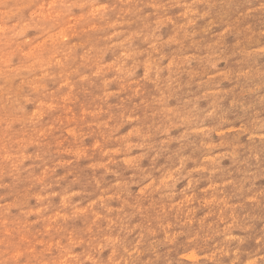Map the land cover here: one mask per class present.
<instances>
[{
  "label": "rangeland",
  "instance_id": "1",
  "mask_svg": "<svg viewBox=\"0 0 264 264\" xmlns=\"http://www.w3.org/2000/svg\"><path fill=\"white\" fill-rule=\"evenodd\" d=\"M0 264H264V0H0Z\"/></svg>",
  "mask_w": 264,
  "mask_h": 264
},
{
  "label": "bare ground",
  "instance_id": "2",
  "mask_svg": "<svg viewBox=\"0 0 264 264\" xmlns=\"http://www.w3.org/2000/svg\"><path fill=\"white\" fill-rule=\"evenodd\" d=\"M192 1V0H191ZM248 4V3H247ZM104 6V5H103ZM188 11V10H187ZM223 32V31H222ZM115 33V32H114ZM229 35V34H228ZM231 42V41H230ZM215 44V43H214ZM155 48V47H154ZM77 50V49H76ZM129 54V53H128ZM154 60V59H153ZM72 68V67H71ZM83 99V98H82Z\"/></svg>",
  "mask_w": 264,
  "mask_h": 264
}]
</instances>
